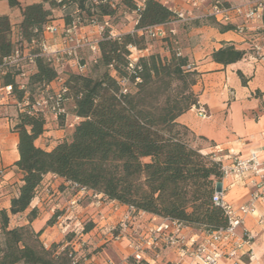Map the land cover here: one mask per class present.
<instances>
[{
	"label": "trees",
	"instance_id": "16d2710c",
	"mask_svg": "<svg viewBox=\"0 0 264 264\" xmlns=\"http://www.w3.org/2000/svg\"><path fill=\"white\" fill-rule=\"evenodd\" d=\"M5 1L9 8L20 9L18 29L22 46L17 48L10 40L12 25L7 16H0V78L3 87L11 86V97L18 103L24 97L33 99L28 87L40 94L61 78L52 64L40 56L31 64L1 66L2 60L15 51L40 53V48L34 50L31 44H40L51 16V9H45L41 2L21 8L17 0ZM70 5L74 6L81 27L89 26L92 21L96 25L108 23L119 5L135 13L137 30L176 20L168 7L156 0H50V8L65 9ZM83 11L87 12L88 22L80 24ZM206 21L177 24L206 25L221 33L234 29L231 25ZM70 24L67 20L64 26ZM172 26L165 28L161 39L173 38L176 45ZM108 31L104 30L98 43L99 59L95 62L103 71L95 78L72 72L64 81L61 79L60 87L66 89L65 104L72 101V113L78 118L68 138L44 151L34 144L44 131V116L18 114L14 127L18 135L15 167L22 177L18 195L11 199L8 212L0 211V264H84L87 255L74 245L64 246L62 242L43 245L41 232L33 231L30 226L37 217L35 209L26 215L28 224L8 228V215H19L29 208L43 177L48 174L102 195L135 213L181 221L192 231H214L226 224L223 213L211 200L215 184L221 178L220 163L214 161L213 154L192 148L186 137L194 135L176 122L197 105L193 87L199 73L187 68V57L180 53L179 47L170 44L169 57L151 54L138 60L139 70L129 79L133 83L137 77L140 82L122 95L117 80L127 76L125 68L132 55L127 46L141 53L145 49L137 48L136 39L145 34L139 31L116 41L106 39ZM263 36L262 31L248 32L244 36L249 44L247 51L225 44L213 51L210 58L223 66L239 62ZM25 71L28 75L20 89L17 79ZM89 229L82 228L79 234ZM72 234H67L66 241L79 236ZM126 263L147 264L136 263L131 257Z\"/></svg>",
	"mask_w": 264,
	"mask_h": 264
},
{
	"label": "crops",
	"instance_id": "0c3cea01",
	"mask_svg": "<svg viewBox=\"0 0 264 264\" xmlns=\"http://www.w3.org/2000/svg\"><path fill=\"white\" fill-rule=\"evenodd\" d=\"M5 1V0H4ZM174 10H187V0H156ZM228 4H245L248 0H220ZM14 10V9H13ZM2 16V15H0ZM11 25L21 21L20 13L12 11L8 15ZM88 31L89 29L86 28ZM174 29L180 43V53L186 56L189 68L199 73L193 92L197 96V105L204 107L207 117L202 119L190 109L177 118L176 122L191 131L197 138H203L209 146L206 153H211L221 164L230 163L232 155L247 159L251 155L264 161V61H250L246 57L239 62L223 66L214 63L210 55L225 44L233 45L238 50L247 51L249 44L245 37L232 31L219 32L217 29L201 25L186 26L185 30ZM45 42L50 50V42ZM50 43V44H49ZM140 54V53H139ZM138 54V55H139ZM32 68V65L30 66ZM242 76V79L238 75ZM25 79H17L23 88ZM244 81V83H243ZM61 79L50 83L51 90L60 87ZM3 88L0 78V90ZM13 97L0 104V211L8 212L10 201L17 197L21 185V173L15 167L18 160V135L14 127L18 122V110ZM65 104L66 116L55 118L45 115L44 131L34 144L36 147L50 151L56 144L70 136L74 121L73 105ZM247 175L243 178L229 176L222 181L225 188V202L232 207L245 204L254 191L248 183ZM94 193L87 190L80 192L73 189L70 182L54 175L43 177L36 195L29 208L22 214L8 215V228L28 224L26 215L31 210L37 211V217L30 223L35 232H41L40 240L45 247L51 243L74 245L84 241L88 245L84 264H127L130 252L125 240L112 241L108 228L118 223L129 212V208L115 201H107L102 195L93 198ZM77 199V207L69 212L68 205ZM100 199L98 202L97 200ZM139 213V212H138ZM132 212L131 229L140 230L148 224L150 215L144 214L143 221L137 220ZM52 223H49V222ZM90 221V229L82 234V223ZM242 229L254 236L253 255L243 256L239 262L221 260L218 264H264V201L258 200L251 214L245 217ZM241 230V229H240ZM78 235L66 241L67 234ZM72 234V235H73ZM189 238L198 236L194 231L188 232ZM77 240L75 241V239ZM96 247L100 250H94ZM147 264H189L182 252L171 249L163 250L158 257L148 254Z\"/></svg>",
	"mask_w": 264,
	"mask_h": 264
},
{
	"label": "built area",
	"instance_id": "2783aa9c",
	"mask_svg": "<svg viewBox=\"0 0 264 264\" xmlns=\"http://www.w3.org/2000/svg\"><path fill=\"white\" fill-rule=\"evenodd\" d=\"M60 1V0H59ZM187 10L169 9L175 16V21L164 23L161 25L150 26L144 29L136 30L135 32L143 31L146 36L150 38L164 37L165 28L175 23H190L197 20L209 19L220 25H231L234 27V33L245 36L251 31H262L264 33V0H252L245 4H223L220 0H187ZM135 14V13H133ZM136 25V24H135ZM93 28L100 36L99 39L93 42L84 41L79 38L77 32L82 28ZM89 27H81L79 21L72 22L69 26H62V44L64 48H57L50 50L46 42H40V53L38 54H21L15 51L11 56L2 60L1 66L17 65L22 62L31 64L37 57H44L57 70L63 67L62 57H75L77 53L87 47L96 57L99 56L98 43L102 38L105 29L109 27L107 22L101 25H96L91 22ZM43 34L50 36L59 34L58 27L54 25H47ZM121 36L114 34L110 29L106 39L119 41ZM33 44V42H32ZM127 49L132 50V55L125 68L127 76L119 78L118 84L120 87V94L125 95L130 92L128 85L131 83L130 76H136L139 67V57L136 56L140 52L131 46ZM250 61H264V36L260 39V43L251 46V52L246 55ZM95 61V60H94ZM74 67L78 74L83 73L86 68L85 64L79 65L77 62H68ZM189 68V66H187ZM28 72H22L18 79H24ZM139 78L135 77L132 85L139 83ZM11 86H5L0 90V104L9 101L11 98ZM66 89L59 87L57 90H51L46 87L32 101L27 97L21 102H16L15 107L19 113L25 115L41 114L52 115L55 118L66 116L65 98ZM192 110L198 117L205 119L207 117L203 106L196 105ZM74 121H78L74 117ZM215 162L220 163L221 178L215 184V189L212 195L213 205L220 209L223 213L226 224L223 227L214 231H203L201 229L194 231L198 236L193 240L189 238L188 232L191 230L185 223L169 218H159L150 215L148 224L142 229L130 231L131 215L133 210L129 208V212L125 214L121 220L113 226L108 228V233L116 230V235L111 234V240L119 241L125 240L126 248L130 252L131 258L136 263L144 261V258L150 253L155 257L165 249L182 252L183 256L189 261V264H218L221 260H231L239 262L243 256L253 255L254 236L251 232L242 229L244 226L245 217L251 214L253 205L258 201H264V161H257L253 155L247 159H242L237 155H232L230 163L227 165L221 164L215 156ZM247 175L248 183L252 186L254 191L251 193L248 201L238 207H232L225 202V188L222 185L223 179L232 176L235 178H243ZM73 189H78L80 192L87 191L84 188H79L72 184ZM97 194L93 195L96 198ZM98 202L100 199L97 200ZM77 199L69 202L68 210L73 212L77 207ZM145 213L139 212L136 214L137 219L143 220ZM241 229V230H240ZM86 243L81 240L76 241L78 250ZM67 246H71L68 244ZM73 260H76L73 258ZM106 264H111L107 262Z\"/></svg>",
	"mask_w": 264,
	"mask_h": 264
},
{
	"label": "rangeland",
	"instance_id": "374dc122",
	"mask_svg": "<svg viewBox=\"0 0 264 264\" xmlns=\"http://www.w3.org/2000/svg\"><path fill=\"white\" fill-rule=\"evenodd\" d=\"M20 7L23 8L27 5H31L34 3H42L43 7L45 9H51V16L49 18V22L47 25H54L56 27H58L59 29V34L57 35H53L50 36L48 34H42L41 36V41L42 40H46L45 36H47V41L50 42V46L53 47V49H57V48H64L65 45L62 44V39H63V35H62V26L64 25V23L69 20L71 23L72 22H76L77 21V15L74 13L75 9L73 5H70L68 7H66L65 9H58V8H50V0H17ZM86 10V8L84 9ZM12 11L15 12H19L20 13V9H11L8 7L6 1L4 0H0V15H8L9 13H11ZM83 23L80 24H85L87 21V12L83 11L82 14L80 15ZM207 23L211 22L209 21V19H206ZM10 22V21H9ZM11 24V23H10ZM136 15L129 12V8L124 7L122 5H119V7L117 8L116 12H114V14H112V16L110 17L109 21H108V25L109 27L106 30H112L114 34H117L119 36H124V35H132L134 36L136 34ZM12 30H11V34H10V40L15 44V46L18 48L20 46H22V44L20 45V34H19V29H18V25H12ZM89 27V26H87ZM184 25L181 24H173V26L171 27V29L174 32V29H182L181 31L185 30ZM89 30L86 31V28H82L77 32V35L79 36V38H82L84 41L87 42H93L97 39L100 38V36L96 33V30L93 28H88ZM171 37V36H169ZM168 37V38H169ZM176 37V38H175ZM175 43H177L176 45L172 42L173 38L171 39H167L164 41V39H161L162 37L159 38H150L149 36H144V37H138V39H136L137 41V48L139 49L140 47L144 48L145 50H141L142 52L139 55H136L139 57V59L141 57H147L151 54H158L161 57H169V49L171 46H174L176 48L180 47V43L177 40V35L175 34ZM40 41V42H41ZM171 44V46H170ZM34 50L35 47L36 49L40 48V45L38 44H31ZM23 47H25V45H23ZM171 50V49H170ZM140 51V50H138ZM44 58V57H43ZM62 62L63 63V67L60 69H57V71L59 72V77L64 81L69 73H77L74 69L73 66L70 65V63L68 62H77L79 65L81 64H85L86 68L84 69L83 73H81L80 75L83 76H91L93 78L97 77L102 71L103 69L95 62H98L99 56L96 57L90 50H88L87 47L81 49L78 53L77 56L75 57H62ZM95 60V61H94ZM78 74V73H77ZM128 88L130 91L133 90V85L130 83L128 85ZM27 91H30V95L33 96V99L36 98L39 94L37 92V89L33 88V87H28ZM31 99V101L33 100ZM72 101H69V103L71 104ZM68 103V104H69ZM69 137V136H68ZM67 137V138H68ZM188 143L190 144V146L192 148H196V149H200L201 151L205 152V149H207V147L209 146V144L200 139L197 138L195 136H192L190 134H187L186 137ZM139 220V219H137ZM143 221V220H142ZM131 222H132V217H131ZM116 223H114V225H116ZM91 226L90 221H85L82 223V228H88ZM130 228H128V230H131V225L129 226ZM118 233V231L114 230L110 233V235H116ZM74 240V238H73ZM77 240V238L75 239V241ZM113 241V240H112ZM99 248L101 247H96L94 250H100ZM83 251V254L86 255L87 253L85 251L88 250V245L85 244L83 247H81L79 250ZM110 263H112L111 261H109ZM107 263V262H106Z\"/></svg>",
	"mask_w": 264,
	"mask_h": 264
}]
</instances>
